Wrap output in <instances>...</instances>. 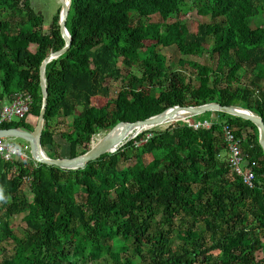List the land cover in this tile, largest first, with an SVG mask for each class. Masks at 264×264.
<instances>
[{"label": "trees", "instance_id": "16d2710c", "mask_svg": "<svg viewBox=\"0 0 264 264\" xmlns=\"http://www.w3.org/2000/svg\"><path fill=\"white\" fill-rule=\"evenodd\" d=\"M182 8L207 19L193 29L169 21ZM60 10L46 29L32 0H0V110L16 93L33 99L23 118L0 128H35L41 65L65 46ZM67 28L70 48L45 70L44 149L56 144L57 126L67 117L81 134L70 139V157L120 121L143 120L178 104H236L264 119V0H71ZM171 46L183 55L208 53L212 62L181 58L176 66L159 50ZM186 64L197 69L195 79L184 74ZM111 80H121L126 92L95 104L94 97L110 95ZM198 119L211 125L195 128L180 120L146 129L80 169L38 163L30 152L12 161L0 155V264L264 262L258 127L222 111ZM225 125L241 139L245 165L256 163L252 187L230 165ZM18 214H24L23 236L11 226ZM9 239L11 253L2 245Z\"/></svg>", "mask_w": 264, "mask_h": 264}, {"label": "water", "instance_id": "95a60500", "mask_svg": "<svg viewBox=\"0 0 264 264\" xmlns=\"http://www.w3.org/2000/svg\"><path fill=\"white\" fill-rule=\"evenodd\" d=\"M62 7L60 10V35L65 40V46L59 50L51 51L43 60L40 68V81L42 89V108L37 120V124L33 130H27L21 127L0 128V137L16 139L20 138L28 142L30 145L31 158L38 163L54 165L63 169H80L92 160L99 158L105 153H113L128 141L135 138L142 131L170 124L176 121H186L191 117L199 116L208 111H222L238 117L252 121L259 130V143L264 152V119L250 109L243 106L230 104L222 105L218 102H209L200 105H174L162 112L137 121H120L113 126L105 135H103L89 150L74 157H51L47 155L43 148L42 136L45 126V115L48 106V86L45 77L46 65L53 59L60 57L66 53L72 44V36L67 28V18L70 11L71 0H60ZM133 132V133H132ZM132 133L131 135H129ZM16 159H21L17 157Z\"/></svg>", "mask_w": 264, "mask_h": 264}, {"label": "rangeland", "instance_id": "374dc122", "mask_svg": "<svg viewBox=\"0 0 264 264\" xmlns=\"http://www.w3.org/2000/svg\"><path fill=\"white\" fill-rule=\"evenodd\" d=\"M32 5L33 7L38 11L44 14L45 17V28H49V26L53 23L54 17L57 14L58 10L62 7L61 1L60 0H32ZM207 17L201 16L197 13L195 9H189L185 10V8H182L180 11L177 13H174L172 16H170L169 21H175L179 20L181 23H185L190 29H193L195 27V24L199 21H204L206 20ZM44 28V29H45ZM206 47L204 49H207L209 45H205ZM35 45H31L32 50H35ZM159 50L163 52L167 57L173 61L176 66H179L178 61L179 59L183 58L187 61H197L201 64H207L210 65L212 62V59L210 58V55L208 53H205L204 55L201 56H192V55H183L181 54L178 49L175 46L171 47H160ZM206 52V51H205ZM120 64L122 65V62L120 61ZM128 69V68H127ZM126 68H123V71L126 72ZM134 71L138 72L136 69H133ZM140 72V71H139ZM138 72V73H139ZM184 74L188 77H193L195 79L196 74H197V69L193 67L190 64H186V69L184 70ZM110 87H111V92L110 95L105 97H94L93 102L95 104L101 105L104 104L108 101H113L117 98V96L120 93H125L126 91L122 89V81L121 80H116V81H110ZM149 88H143V92H147ZM151 92H154L155 89L151 88ZM211 118V117H210ZM19 119L18 117L14 116V120ZM28 121H33L34 117L29 114L27 116ZM199 120L198 116L192 117L188 120H186L187 123L189 122H195ZM168 124L161 125V126H167ZM210 126V123H209ZM249 131H252L251 128H249ZM80 133L76 131L74 128V120L72 117H67L65 119H62L61 122L57 126V131L55 135V140L56 144L55 145H48L44 149L45 152L48 154H55V151H58L62 154V157H70V139H75L77 138ZM103 135L99 134L95 137L93 144L96 143ZM14 141L15 143L18 144H27L26 141L20 138L16 139H10ZM85 149L83 147L78 148V152L82 153ZM30 151H26L27 155ZM145 162L147 165H153V157L151 155H146L145 156ZM26 184H24V189H27ZM2 215L0 214V221H2ZM24 214H18V215H13L11 217V226L14 232L18 236H23L25 232V221H24ZM2 245L7 248L8 252L11 253L13 251V246L14 242L9 240H5L2 242ZM261 256L263 254L261 253ZM261 264H264L262 262Z\"/></svg>", "mask_w": 264, "mask_h": 264}, {"label": "built area", "instance_id": "2783aa9c", "mask_svg": "<svg viewBox=\"0 0 264 264\" xmlns=\"http://www.w3.org/2000/svg\"><path fill=\"white\" fill-rule=\"evenodd\" d=\"M32 96L29 93H16L12 100L5 103L0 110V124L5 122H11L14 120V116L23 118L31 109ZM195 128L209 127L208 122L201 123L200 121L191 123ZM211 125V124H210ZM225 139L229 145V162L234 171L243 176V180L249 186H254L256 174L253 170V166H246L244 163V153L241 147V139L238 138L230 125L224 126ZM30 151V145L18 144L9 138L0 137V155L8 161H12L17 157L21 159H27L28 155L26 151Z\"/></svg>", "mask_w": 264, "mask_h": 264}, {"label": "clouds", "instance_id": "9594fccd", "mask_svg": "<svg viewBox=\"0 0 264 264\" xmlns=\"http://www.w3.org/2000/svg\"><path fill=\"white\" fill-rule=\"evenodd\" d=\"M5 199L4 195H3V190L0 189V201H3Z\"/></svg>", "mask_w": 264, "mask_h": 264}, {"label": "bare ground", "instance_id": "6f19581e", "mask_svg": "<svg viewBox=\"0 0 264 264\" xmlns=\"http://www.w3.org/2000/svg\"><path fill=\"white\" fill-rule=\"evenodd\" d=\"M133 133V132H132ZM132 133H130L129 135H131Z\"/></svg>", "mask_w": 264, "mask_h": 264}, {"label": "flooded vegetation", "instance_id": "af4514ba", "mask_svg": "<svg viewBox=\"0 0 264 264\" xmlns=\"http://www.w3.org/2000/svg\"><path fill=\"white\" fill-rule=\"evenodd\" d=\"M50 27V26H49Z\"/></svg>", "mask_w": 264, "mask_h": 264}]
</instances>
